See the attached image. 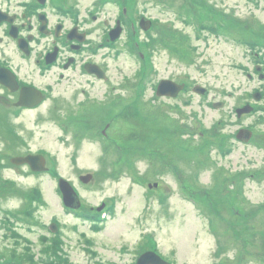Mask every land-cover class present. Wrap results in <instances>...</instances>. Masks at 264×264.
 Masks as SVG:
<instances>
[{
  "label": "rangeland",
  "instance_id": "rangeland-1",
  "mask_svg": "<svg viewBox=\"0 0 264 264\" xmlns=\"http://www.w3.org/2000/svg\"><path fill=\"white\" fill-rule=\"evenodd\" d=\"M190 1L135 0L137 15L156 20L140 31L153 69L138 91L140 61L126 27L116 46L105 49L104 79L65 72L41 107L12 119L19 134L12 144L0 123V264H135L150 239L173 264H264V150L233 138L245 124L264 132L257 114H233L253 84L240 68L246 48L228 36L199 38L191 22L207 18L214 26L216 18ZM204 1L226 14L234 9L228 21L236 35L237 28L252 33L250 24L264 28L263 12L247 0ZM65 2L89 16L100 0ZM101 7L89 24L92 43L103 35L101 21L114 28L119 14L116 4ZM161 79L189 87L177 97H157ZM196 85L207 96L195 93ZM6 106L0 98V112ZM141 125L147 136L139 140L133 136ZM129 130L133 136L123 137ZM38 152L52 172L10 163ZM85 175L91 178L82 182ZM59 178L77 192L76 207L63 205ZM104 203L112 211L96 223ZM54 239L61 250H54Z\"/></svg>",
  "mask_w": 264,
  "mask_h": 264
},
{
  "label": "flooded vegetation",
  "instance_id": "flooded-vegetation-1",
  "mask_svg": "<svg viewBox=\"0 0 264 264\" xmlns=\"http://www.w3.org/2000/svg\"><path fill=\"white\" fill-rule=\"evenodd\" d=\"M247 2L252 4V11L258 10L264 14V0ZM198 4L210 10L209 17L218 16L214 30H206V35H201V38L228 36L246 48L244 54H247V64L240 68L253 84L241 93L244 95L243 102L234 105L235 118L257 114L260 119L257 121L264 123V28L258 23L254 26L250 24L252 33L237 28L236 35L229 22L234 20L231 16L234 9L230 8L226 14L215 4L211 5L204 0ZM71 8L75 11L73 3L56 0H0V98L7 105L6 110L0 112V120L12 121L18 119L23 112L37 110L51 97L54 85L69 70H77L78 76L89 75L96 79L86 69L95 65L106 74L103 62L106 58L103 55L105 51L98 53L112 29V26L108 27L106 19L99 22L104 25L102 37L95 43L89 40L92 34L89 24L98 18L96 14L102 8L101 3L98 2L89 11V16L78 14L76 17L70 11ZM252 14L255 15L254 12ZM118 21L121 22V19L116 17L115 24ZM206 22L208 23L207 20ZM120 24L123 26L124 22ZM248 25L249 23L245 26ZM94 49L97 53H92ZM93 58L98 61L95 62ZM26 64L31 66L33 76L26 71ZM51 77L52 80L48 82ZM39 97H42V101L35 104ZM20 98L25 104L18 105ZM244 105L246 111L239 113L238 110ZM241 128L243 126L237 130ZM244 128L247 130L240 133L243 139L248 135L247 143L259 145L264 150V132L254 133L248 124ZM15 130L18 134L16 127ZM5 132L10 136L11 130ZM27 168L29 169L28 166Z\"/></svg>",
  "mask_w": 264,
  "mask_h": 264
},
{
  "label": "water",
  "instance_id": "water-1",
  "mask_svg": "<svg viewBox=\"0 0 264 264\" xmlns=\"http://www.w3.org/2000/svg\"><path fill=\"white\" fill-rule=\"evenodd\" d=\"M90 71L94 72L93 70H90ZM96 73L98 75H100L99 72H96ZM165 87H166V89H165ZM182 87H183L182 85L178 86L169 80L163 79L159 82V84L157 86L156 94L159 96L160 95L175 96L176 93L178 92V90L181 89ZM194 90H196L195 87H194ZM197 90L201 92L200 89H197ZM11 161L13 163H16V164L28 162L29 164H31L32 168L38 169V170H40L41 167H37V165L34 166V164H40V166H42L44 163V160L40 155L14 157L11 159ZM89 179H90V175L81 176V180H83V181H87ZM59 185H60L61 191L63 193L64 203L68 206L76 207L79 203H78V200H77L74 192L72 191V188L70 187V185L64 180H60ZM149 187H151V185H149ZM137 264H169V263L163 261L159 256H157L151 252H147V253L142 254L139 257Z\"/></svg>",
  "mask_w": 264,
  "mask_h": 264
},
{
  "label": "trees",
  "instance_id": "trees-1",
  "mask_svg": "<svg viewBox=\"0 0 264 264\" xmlns=\"http://www.w3.org/2000/svg\"><path fill=\"white\" fill-rule=\"evenodd\" d=\"M129 107H130V109H135V107H133V106H131V105H130ZM135 123L137 124V123H140V122H139V121H136ZM140 128H141V130H140L139 132H137L135 136H133L134 131H133V130H129V131H126V134H124L123 137L126 136V135H129V134H132L133 137H136L137 139L142 140L143 138H145V135L147 136V134H146V132H145V133L143 132V127H142V125L140 126ZM125 140H126V139H125ZM127 140H128V141L131 140V142L134 141V140H132L131 138H130V139L128 138ZM0 255H1V253H0ZM1 256H2V255H1ZM29 259H30L31 261H33V256L30 255V256H29ZM32 263L34 264V262H32ZM52 264H53V263H52Z\"/></svg>",
  "mask_w": 264,
  "mask_h": 264
}]
</instances>
